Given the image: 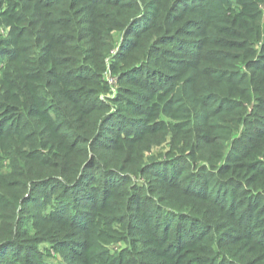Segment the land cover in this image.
I'll return each instance as SVG.
<instances>
[{
    "label": "rangeland",
    "instance_id": "1",
    "mask_svg": "<svg viewBox=\"0 0 264 264\" xmlns=\"http://www.w3.org/2000/svg\"><path fill=\"white\" fill-rule=\"evenodd\" d=\"M135 1L140 17L150 0ZM225 1L227 8L221 0L172 6L149 61L147 17L128 35L114 31L102 77L109 89L99 97L111 104L109 118L124 100L134 103L139 115H118L133 117L143 136L125 146L115 192L102 203L112 210L89 211L79 231L28 206L17 264H264V0ZM214 9L226 13L220 19ZM7 32L0 28V37ZM139 67L140 86L128 83ZM116 127L100 143L123 137ZM199 133L207 144H198Z\"/></svg>",
    "mask_w": 264,
    "mask_h": 264
},
{
    "label": "trees",
    "instance_id": "2",
    "mask_svg": "<svg viewBox=\"0 0 264 264\" xmlns=\"http://www.w3.org/2000/svg\"><path fill=\"white\" fill-rule=\"evenodd\" d=\"M179 2L166 0L163 7L150 0L138 17L135 0H0V28L9 29L5 39L0 37V264H17L25 254L17 245L25 236L28 206L41 208L45 219L72 221L78 231L85 217L93 219L89 211L99 206L112 210L103 200L115 192L126 144L139 141L144 128L126 116L139 115L128 100L107 117L111 104L99 97L109 89L102 81L106 52L113 47L115 30L125 27L128 35L132 25L147 17L142 48L149 61L160 23L170 19V8ZM214 12L220 19L226 13ZM127 58L120 54L117 60L125 63ZM142 70L132 69L127 82L140 86ZM144 89L153 91L146 80ZM110 123L124 136L100 143ZM202 134L198 144H207Z\"/></svg>",
    "mask_w": 264,
    "mask_h": 264
}]
</instances>
